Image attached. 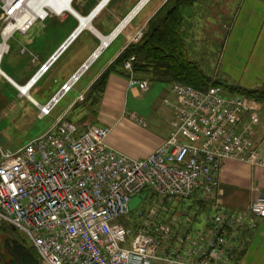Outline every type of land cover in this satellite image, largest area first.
Masks as SVG:
<instances>
[{
  "label": "built area",
  "instance_id": "obj_1",
  "mask_svg": "<svg viewBox=\"0 0 264 264\" xmlns=\"http://www.w3.org/2000/svg\"><path fill=\"white\" fill-rule=\"evenodd\" d=\"M67 1L70 7L73 0ZM104 1L87 16L109 0ZM29 2L0 0V62L14 33L69 11L66 6H41L31 13ZM26 15L24 24L5 33ZM76 31L28 80L29 89L80 33ZM143 35L137 32L133 43ZM108 43L49 103L39 106V118L50 114ZM133 60H125L122 69L129 85L146 91L148 80L135 77ZM172 90L175 102L165 100L174 112L170 132L143 159L110 147L109 127L63 119L14 151L0 148V224L23 232L39 264H231L238 233L245 226L255 227L254 217L264 219V196L253 199L246 210L233 212L217 200L218 173L228 159L264 166L259 155L262 140L252 137L260 103L221 86L201 91L174 83ZM83 98L80 93L77 100ZM145 190V198L149 192L156 196V206L137 211V228L125 226L119 219L129 212L130 199ZM195 199L205 212L200 228L193 230L177 219L178 214L186 215L184 210L170 213L167 205Z\"/></svg>",
  "mask_w": 264,
  "mask_h": 264
},
{
  "label": "crops",
  "instance_id": "obj_2",
  "mask_svg": "<svg viewBox=\"0 0 264 264\" xmlns=\"http://www.w3.org/2000/svg\"><path fill=\"white\" fill-rule=\"evenodd\" d=\"M141 1L109 0L91 21L92 28L83 29L56 56L48 69L30 87L28 97L23 95L16 85H25L54 55L77 27L78 20L70 11H66L42 22H36L25 33H14L7 41L9 50L0 62V81H4V83L0 82V100L26 98L39 111V106L49 103L100 47L99 35L109 36ZM167 1L147 0L139 8L72 85L71 89L91 69L92 64L103 57L84 87L77 92V97L80 93H85L126 47L133 43L132 39L137 32H146L148 21ZM210 1L208 4L210 13H205L207 19L215 24H219L222 18L226 19L228 27L218 61L219 69L223 71L221 73L226 74L232 84L243 88H264V0ZM100 2L101 0H73L71 7L79 15L87 16ZM196 5H200L198 0L194 1V7ZM197 6L194 10L185 7L182 10L183 19H196V13L199 11ZM188 9H190L189 14ZM183 29L186 36L188 29L187 27ZM142 92L145 91L137 86L129 85L125 74L120 71H111L97 108L98 114L103 118L99 119V123H95L110 127L111 131L107 138L110 147L137 159L150 155L170 132V126L168 132L157 134L149 131L146 124L134 112L127 111L128 97H138ZM75 102L72 101L61 108L50 127L66 114L73 112ZM171 114L170 123L174 119V112L171 111ZM79 125L85 126L81 123ZM115 127L123 131L119 139L113 135L112 130H115ZM252 128V137L257 141L262 140L259 155L264 159V104L260 103L259 120L252 125ZM218 176L220 182L216 192L217 200L233 212L246 210L253 199L264 196V166H254L228 159L222 162ZM194 202L198 204L200 210L204 208L198 199L193 200L192 203ZM181 205H174L169 212L183 210L184 207ZM169 212L166 217L170 216ZM197 221L192 225L193 230L201 226V222ZM253 221H255V227L245 226L232 243L231 264H264V219L254 217Z\"/></svg>",
  "mask_w": 264,
  "mask_h": 264
},
{
  "label": "rangeland",
  "instance_id": "obj_3",
  "mask_svg": "<svg viewBox=\"0 0 264 264\" xmlns=\"http://www.w3.org/2000/svg\"><path fill=\"white\" fill-rule=\"evenodd\" d=\"M198 2L200 5H196L199 9L196 13L197 16H195L197 18L183 20L182 23V28L187 27L188 29L186 36L183 29L187 56L190 60L195 61L204 73L209 75L212 79L219 80L227 85H234L227 79L226 74L221 73L223 71L219 69L218 66L219 57L221 56V50L226 37L225 33L228 28L226 19L222 18L219 24H215L213 21L208 20L205 13L209 12L208 4L211 1L198 0ZM196 6L194 7L193 4L187 8H193L194 10ZM190 9H188V14ZM102 59L103 57L95 64H92L93 66L91 69L80 78V81L74 85V88L67 92L60 102L53 107L50 114L45 117L39 118V111H37L26 98L20 100H0V148L14 151L25 145L34 137L42 134L50 128L52 120L55 118L58 111L72 101H76L75 103L78 102V105L76 104L75 110L66 114L62 118L63 120L72 121L78 125L80 123L81 125L99 123V119L103 118V116L98 114L97 108L99 103H91L87 100L81 102L75 99L77 98V92L84 87L90 76L98 68ZM0 82L4 83L3 80ZM172 85L173 84L162 82H150L148 80V89L145 92L140 93L138 97H128L127 111L134 112V114L146 124L147 130L157 134L168 132V127L170 126V120L172 118L171 111L173 110H170L171 107L169 104L165 103V100L167 99L170 104L175 102V94L172 90ZM114 129L115 130H112L114 131L113 135L115 138L119 139L123 131L118 129V127ZM156 202V196L153 192H149L148 196L134 211H129L127 215L119 219L121 220L120 222L132 229L137 228L139 226L137 211L147 212L151 207L156 206ZM183 202L181 206L184 207L183 210L186 215L182 213L178 214L177 219L181 223L187 222L189 225H194L198 222L197 220H201L205 210H200L198 204L196 202L192 203L193 201L191 200H184ZM167 206L171 209L174 204L170 203ZM192 217H195V219H192ZM6 227L12 229L9 226ZM9 229H5L4 224H0V252L2 254H8L9 252L5 246L6 240L10 245L21 243L25 249H30L32 253H36L23 232L19 230L10 231ZM7 257L9 261L13 260L12 256ZM18 262V264H24L20 258ZM38 262L39 261H37V263Z\"/></svg>",
  "mask_w": 264,
  "mask_h": 264
},
{
  "label": "trees",
  "instance_id": "obj_4",
  "mask_svg": "<svg viewBox=\"0 0 264 264\" xmlns=\"http://www.w3.org/2000/svg\"><path fill=\"white\" fill-rule=\"evenodd\" d=\"M194 1L168 0L148 21L147 30L142 39L126 47L106 71L93 82L84 93L81 102L87 100L91 103H99L108 74L111 71H120L127 76V73L122 69V64L133 56L132 69L135 77L146 78L150 82L182 83L201 91L207 90L210 86H221L228 93L242 95L264 104V88L247 89L236 84L227 85L219 80H214L205 74L195 61L188 58L182 28L184 20L182 10L192 6ZM77 103H75L74 109ZM5 246L10 253L16 255V258L22 259L24 264L39 263H37L36 254L32 253L30 249H25L21 243L10 245L6 240ZM6 259L7 256L0 252V263ZM10 263L14 264V261L11 260Z\"/></svg>",
  "mask_w": 264,
  "mask_h": 264
},
{
  "label": "bare ground",
  "instance_id": "obj_5",
  "mask_svg": "<svg viewBox=\"0 0 264 264\" xmlns=\"http://www.w3.org/2000/svg\"><path fill=\"white\" fill-rule=\"evenodd\" d=\"M107 0L104 1V3L106 2ZM103 3V5H104ZM41 6H49V7H53L55 9H61L63 8L64 6H66L65 8H67L71 13H73V9L72 7L70 6L69 7V3L67 0H30L29 2V9L31 13L33 12H39L40 9L42 8ZM103 7L100 6L98 7L96 10H94L93 14L91 15V17L89 16H83V15H79L78 16V25H77V33L81 32L83 29L85 28H92L91 26V21L93 20V18L98 14V12L102 9ZM28 19L27 15L26 17L22 18L21 20H19L17 23H14V25L10 28H7L6 30V34L9 33V31L13 28V27H16V26H21L22 24H24L26 22V20ZM100 36V39H101V48L99 49V51L105 46L106 43H108V41L110 40L109 38H106L104 36ZM19 86V85H18ZM29 86L30 85H22V86H19L21 88V91L23 93H25V96L27 97L29 94H28V89H29Z\"/></svg>",
  "mask_w": 264,
  "mask_h": 264
},
{
  "label": "water",
  "instance_id": "obj_6",
  "mask_svg": "<svg viewBox=\"0 0 264 264\" xmlns=\"http://www.w3.org/2000/svg\"><path fill=\"white\" fill-rule=\"evenodd\" d=\"M147 2V0H142L135 8L134 10L130 13V15L122 22L120 23L116 29L109 35V36H106V38H109V39H112L113 37H115L121 30L122 28L128 23V21L132 18V16L139 10V8L145 3ZM76 18H78V13H76L75 11H73L72 13ZM90 17V16H89ZM102 45V44H101ZM100 45V46H101ZM147 190L141 192L140 194L138 195H135L134 197H132L128 203V211H134L138 205L144 200L146 194H147ZM5 226V229H9L8 227ZM10 231L14 230L13 228L12 229H9Z\"/></svg>",
  "mask_w": 264,
  "mask_h": 264
},
{
  "label": "flooded vegetation",
  "instance_id": "obj_7",
  "mask_svg": "<svg viewBox=\"0 0 264 264\" xmlns=\"http://www.w3.org/2000/svg\"><path fill=\"white\" fill-rule=\"evenodd\" d=\"M3 255L4 256H12V259L14 261V264H18V258H16V255L15 254L8 252V254H3ZM15 260H16V262H15ZM8 261L9 260H8V257H7V259L4 260L1 264H13V263H10V261L9 262Z\"/></svg>",
  "mask_w": 264,
  "mask_h": 264
}]
</instances>
